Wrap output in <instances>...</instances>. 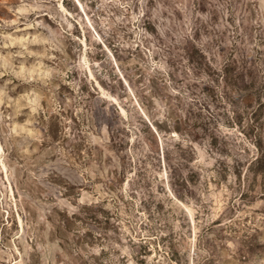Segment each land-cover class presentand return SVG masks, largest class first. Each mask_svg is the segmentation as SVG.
Returning <instances> with one entry per match:
<instances>
[{
    "label": "rangeland",
    "instance_id": "374dc122",
    "mask_svg": "<svg viewBox=\"0 0 264 264\" xmlns=\"http://www.w3.org/2000/svg\"><path fill=\"white\" fill-rule=\"evenodd\" d=\"M0 264H264V0H0Z\"/></svg>",
    "mask_w": 264,
    "mask_h": 264
},
{
    "label": "trees",
    "instance_id": "16d2710c",
    "mask_svg": "<svg viewBox=\"0 0 264 264\" xmlns=\"http://www.w3.org/2000/svg\"><path fill=\"white\" fill-rule=\"evenodd\" d=\"M261 161V160H260Z\"/></svg>",
    "mask_w": 264,
    "mask_h": 264
}]
</instances>
